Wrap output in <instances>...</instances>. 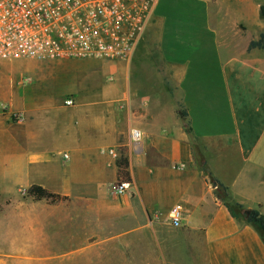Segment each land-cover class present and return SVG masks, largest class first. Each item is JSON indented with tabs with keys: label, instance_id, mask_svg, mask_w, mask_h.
<instances>
[{
	"label": "crops",
	"instance_id": "obj_1",
	"mask_svg": "<svg viewBox=\"0 0 264 264\" xmlns=\"http://www.w3.org/2000/svg\"><path fill=\"white\" fill-rule=\"evenodd\" d=\"M262 7L158 0L129 62L0 59V264H72L73 248L97 263L101 247L134 264H264V238L216 192L264 217Z\"/></svg>",
	"mask_w": 264,
	"mask_h": 264
},
{
	"label": "built area",
	"instance_id": "obj_2",
	"mask_svg": "<svg viewBox=\"0 0 264 264\" xmlns=\"http://www.w3.org/2000/svg\"><path fill=\"white\" fill-rule=\"evenodd\" d=\"M158 0H0V59L37 61L96 59L129 62L143 37ZM72 99L65 104H72ZM18 120L21 114H13ZM142 138L131 128V147ZM118 158L115 149H108ZM127 191L124 181L113 192ZM181 207L169 210L177 226Z\"/></svg>",
	"mask_w": 264,
	"mask_h": 264
},
{
	"label": "trees",
	"instance_id": "obj_3",
	"mask_svg": "<svg viewBox=\"0 0 264 264\" xmlns=\"http://www.w3.org/2000/svg\"><path fill=\"white\" fill-rule=\"evenodd\" d=\"M261 14L264 16V7L261 8ZM258 47L264 49V33H261L257 40H253L249 43V48ZM177 113L181 120L183 121V125L187 131H190L188 122L186 121L187 113L185 109L182 107L177 110ZM216 192L219 198L222 200L223 204L230 210V212L235 217L244 218L247 222L253 224L255 228L259 231L261 236L264 238V217L259 214L257 210L251 209L249 213L246 215L243 208V205L235 202L232 197L229 195L227 191V187L223 184L217 182ZM28 192L36 197V198H50L55 200L59 197V195L50 192L49 190L43 188L39 185H31L28 188Z\"/></svg>",
	"mask_w": 264,
	"mask_h": 264
},
{
	"label": "rangeland",
	"instance_id": "obj_4",
	"mask_svg": "<svg viewBox=\"0 0 264 264\" xmlns=\"http://www.w3.org/2000/svg\"><path fill=\"white\" fill-rule=\"evenodd\" d=\"M16 60L18 63H27V62L31 61L30 59H16ZM85 60H90V61H93L95 63H100V62L104 61V60H96V59H85ZM145 60L147 61L148 64H151L152 66H154L153 65L154 61L152 60V58H146ZM168 100H169L168 110L170 112H172L173 109H175V106L173 104L174 103L178 104L179 102L178 101L174 102V100L171 97L168 98ZM176 100H178L177 97H176ZM180 108H181L180 106L176 107L177 110H179ZM175 117H177L180 120L181 124H183V121L179 117L178 113L175 114ZM74 249H79V248H73V255H72L73 256V258H72L73 262H72V264H81L80 263V253ZM124 249H125L124 251H121V248H120V253L118 254L117 248H114V247L93 248L86 255L88 257L90 255H94V257L97 256V258H98L96 260L97 263H88V264H117L116 260H119L118 264H134L133 261L129 263V259L132 258L131 253H130L131 248H124ZM132 249H134V248H132ZM86 255H84V256H86ZM141 257L142 256H140L139 258H141ZM194 258H196V257L194 256ZM140 264H142V263H140ZM199 264H205V262L202 261Z\"/></svg>",
	"mask_w": 264,
	"mask_h": 264
},
{
	"label": "water",
	"instance_id": "obj_5",
	"mask_svg": "<svg viewBox=\"0 0 264 264\" xmlns=\"http://www.w3.org/2000/svg\"><path fill=\"white\" fill-rule=\"evenodd\" d=\"M214 183H215V182H214ZM244 212H245V214L247 215V214L249 213V210L246 209V210H244Z\"/></svg>",
	"mask_w": 264,
	"mask_h": 264
}]
</instances>
